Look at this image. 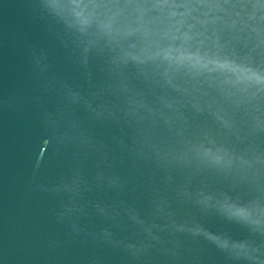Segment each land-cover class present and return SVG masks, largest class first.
Returning <instances> with one entry per match:
<instances>
[{
    "label": "water",
    "instance_id": "obj_1",
    "mask_svg": "<svg viewBox=\"0 0 264 264\" xmlns=\"http://www.w3.org/2000/svg\"><path fill=\"white\" fill-rule=\"evenodd\" d=\"M0 264H264V0H0Z\"/></svg>",
    "mask_w": 264,
    "mask_h": 264
}]
</instances>
